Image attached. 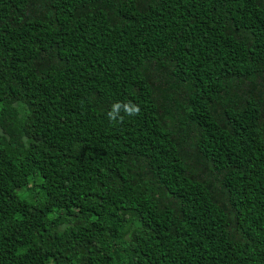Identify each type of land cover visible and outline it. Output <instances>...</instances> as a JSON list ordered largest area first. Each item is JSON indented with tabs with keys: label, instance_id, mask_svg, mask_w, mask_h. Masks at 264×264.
Listing matches in <instances>:
<instances>
[{
	"label": "trees",
	"instance_id": "trees-1",
	"mask_svg": "<svg viewBox=\"0 0 264 264\" xmlns=\"http://www.w3.org/2000/svg\"><path fill=\"white\" fill-rule=\"evenodd\" d=\"M0 264H264V0H0Z\"/></svg>",
	"mask_w": 264,
	"mask_h": 264
},
{
	"label": "clouds",
	"instance_id": "clouds-1",
	"mask_svg": "<svg viewBox=\"0 0 264 264\" xmlns=\"http://www.w3.org/2000/svg\"><path fill=\"white\" fill-rule=\"evenodd\" d=\"M139 107L137 105L131 104V102L128 103H121L117 102L115 103L111 110L107 113V118L110 122H123L124 115L127 116H135L139 114ZM121 112H123V115H121Z\"/></svg>",
	"mask_w": 264,
	"mask_h": 264
}]
</instances>
